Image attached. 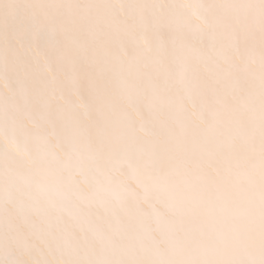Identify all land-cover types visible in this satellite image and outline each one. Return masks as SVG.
<instances>
[{
	"label": "snow or ice",
	"instance_id": "6c2138e0",
	"mask_svg": "<svg viewBox=\"0 0 264 264\" xmlns=\"http://www.w3.org/2000/svg\"><path fill=\"white\" fill-rule=\"evenodd\" d=\"M0 264H264V0H0Z\"/></svg>",
	"mask_w": 264,
	"mask_h": 264
}]
</instances>
